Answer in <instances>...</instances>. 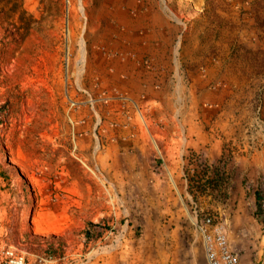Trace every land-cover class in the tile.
Instances as JSON below:
<instances>
[{
  "label": "rangeland",
  "instance_id": "374dc122",
  "mask_svg": "<svg viewBox=\"0 0 264 264\" xmlns=\"http://www.w3.org/2000/svg\"><path fill=\"white\" fill-rule=\"evenodd\" d=\"M0 116V264L264 262V0H0Z\"/></svg>",
  "mask_w": 264,
  "mask_h": 264
},
{
  "label": "built area",
  "instance_id": "2783aa9c",
  "mask_svg": "<svg viewBox=\"0 0 264 264\" xmlns=\"http://www.w3.org/2000/svg\"><path fill=\"white\" fill-rule=\"evenodd\" d=\"M195 231L203 246L205 257L203 264H241L239 255L229 240L226 227L215 217L209 215L197 217ZM5 255L9 264H26L25 256L13 250H7ZM49 264L57 263L51 261Z\"/></svg>",
  "mask_w": 264,
  "mask_h": 264
},
{
  "label": "crops",
  "instance_id": "0c3cea01",
  "mask_svg": "<svg viewBox=\"0 0 264 264\" xmlns=\"http://www.w3.org/2000/svg\"><path fill=\"white\" fill-rule=\"evenodd\" d=\"M117 136H118V138H119L120 140H126V141L131 140V138H129V136H130V131H129V130H126V131H120L119 134H118ZM204 260H205V257H204ZM203 263H204V262H203ZM203 263H201V264H203Z\"/></svg>",
  "mask_w": 264,
  "mask_h": 264
},
{
  "label": "trees",
  "instance_id": "16d2710c",
  "mask_svg": "<svg viewBox=\"0 0 264 264\" xmlns=\"http://www.w3.org/2000/svg\"><path fill=\"white\" fill-rule=\"evenodd\" d=\"M2 125V120H1V116H0V126Z\"/></svg>",
  "mask_w": 264,
  "mask_h": 264
}]
</instances>
